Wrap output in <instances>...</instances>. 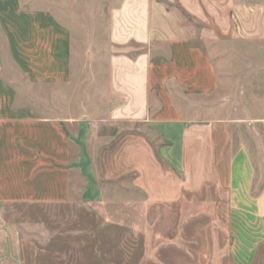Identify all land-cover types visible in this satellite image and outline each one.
<instances>
[{
	"label": "crops",
	"instance_id": "crops-1",
	"mask_svg": "<svg viewBox=\"0 0 264 264\" xmlns=\"http://www.w3.org/2000/svg\"><path fill=\"white\" fill-rule=\"evenodd\" d=\"M61 3L0 0L7 52H0V151L13 152L0 162L37 173L36 188L0 187V204H69L77 190L72 173L83 181L84 206L100 211L103 182L181 209L190 195L211 191L198 209L231 237L230 264H257L264 257V173L244 144L224 181L215 131L239 122L264 126V0H114L106 87L113 106L101 121L62 114L59 96L43 101L48 114L24 106L5 77L9 67L29 85H72L75 33L58 14ZM205 100H213L212 120L201 118ZM239 111L243 119L235 118ZM96 126L116 133L97 136Z\"/></svg>",
	"mask_w": 264,
	"mask_h": 264
},
{
	"label": "rangeland",
	"instance_id": "rangeland-1",
	"mask_svg": "<svg viewBox=\"0 0 264 264\" xmlns=\"http://www.w3.org/2000/svg\"><path fill=\"white\" fill-rule=\"evenodd\" d=\"M114 6V0H62L58 14L75 33L74 82L65 88H41L26 84L8 67L5 77L21 92L24 106L48 114L50 110L43 106V101L52 103L59 96L62 114L70 112L78 118L89 114L97 121L105 119L113 106L106 98V87L109 14ZM0 49L6 57L3 45ZM38 97L43 99L37 100ZM223 102L227 108L229 101ZM202 103L205 111L201 118L212 120L213 100ZM224 108L220 116L228 118ZM255 112L259 117L260 110ZM235 118L244 116L239 111ZM114 133L115 128L96 126L97 136ZM215 134L224 181L228 161L244 144L250 148L257 171L264 173V126L239 122L236 126L217 128ZM0 155L3 160L4 155L13 156L12 149H3ZM29 169L30 165L0 162V187L36 188L37 173ZM101 171L100 166V174ZM70 180L77 190L72 192L69 204H0V264L231 263V237L214 227L211 212L198 209L212 200L211 191L201 196L190 195L188 206L182 210L180 206L148 204L136 191L129 190L127 194L115 184L103 182L105 206L100 211L84 206L80 196L83 181L78 173H72ZM257 264H264L263 256Z\"/></svg>",
	"mask_w": 264,
	"mask_h": 264
}]
</instances>
